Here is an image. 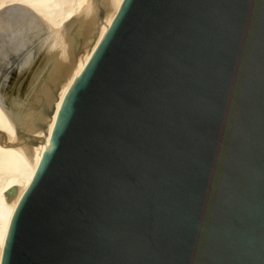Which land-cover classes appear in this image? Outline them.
<instances>
[{
  "label": "water",
  "instance_id": "water-1",
  "mask_svg": "<svg viewBox=\"0 0 264 264\" xmlns=\"http://www.w3.org/2000/svg\"><path fill=\"white\" fill-rule=\"evenodd\" d=\"M113 0L0 8V145L31 165ZM0 264H264V0H123L64 97Z\"/></svg>",
  "mask_w": 264,
  "mask_h": 264
},
{
  "label": "bare ground",
  "instance_id": "bare-ground-1",
  "mask_svg": "<svg viewBox=\"0 0 264 264\" xmlns=\"http://www.w3.org/2000/svg\"><path fill=\"white\" fill-rule=\"evenodd\" d=\"M88 0H0V8L9 4H22L44 19L50 26L59 28L63 23L76 14ZM123 0H113L114 9L109 15L103 29L99 31L93 40V44L86 52L75 75L60 92V99L56 105V113L47 132V138L39 143L33 166L26 156L18 149L0 145V259L6 237V231L10 219L19 205L22 197L30 187L40 160L47 150L48 139L51 140L52 130L55 124L58 110L71 85L79 75L81 69L86 66L98 44L108 31L116 13L120 9ZM0 130L10 136L15 135V128L6 114L0 108Z\"/></svg>",
  "mask_w": 264,
  "mask_h": 264
}]
</instances>
